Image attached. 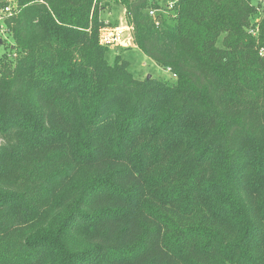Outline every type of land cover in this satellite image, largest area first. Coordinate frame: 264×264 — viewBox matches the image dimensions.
Returning a JSON list of instances; mask_svg holds the SVG:
<instances>
[{
	"label": "trees",
	"instance_id": "trees-1",
	"mask_svg": "<svg viewBox=\"0 0 264 264\" xmlns=\"http://www.w3.org/2000/svg\"><path fill=\"white\" fill-rule=\"evenodd\" d=\"M104 1L0 0V264H264L261 1Z\"/></svg>",
	"mask_w": 264,
	"mask_h": 264
},
{
	"label": "rangeland",
	"instance_id": "rangeland-1",
	"mask_svg": "<svg viewBox=\"0 0 264 264\" xmlns=\"http://www.w3.org/2000/svg\"><path fill=\"white\" fill-rule=\"evenodd\" d=\"M174 1L175 0H159L160 9L163 12L164 17L167 19L173 15V12H171V4H173ZM258 1L260 0H252L254 4ZM103 3L105 4V9L102 11L101 15L105 20V26L100 30V39L107 37L111 32L116 37L115 40L106 43L111 52L109 60H112V57L115 54L114 51H118L123 58L128 60L129 68L136 77L142 78L151 75L155 78L171 80L173 74H171L167 68L159 66L135 46L131 36V28L127 25L125 18H123V6L117 4L114 0H105ZM258 8H261L260 13L263 15L264 0L259 2ZM2 12L6 11L0 10V56L3 53L9 54L10 47L13 45V40L10 34L2 25ZM252 22H254V18H252ZM116 28L119 30H116Z\"/></svg>",
	"mask_w": 264,
	"mask_h": 264
},
{
	"label": "built area",
	"instance_id": "built-area-1",
	"mask_svg": "<svg viewBox=\"0 0 264 264\" xmlns=\"http://www.w3.org/2000/svg\"><path fill=\"white\" fill-rule=\"evenodd\" d=\"M260 1H262V0H260ZM4 11H8V7H5L4 8ZM149 14L150 15H153L154 14V10H150L149 11ZM104 39V40H103ZM103 39H100L101 40V42H103V43H108L109 41H113V40H115L116 39V37H115V35L111 32V33H109V35L107 36V37H104ZM261 51H264V49H262ZM173 76H175L174 74H173Z\"/></svg>",
	"mask_w": 264,
	"mask_h": 264
},
{
	"label": "crops",
	"instance_id": "crops-1",
	"mask_svg": "<svg viewBox=\"0 0 264 264\" xmlns=\"http://www.w3.org/2000/svg\"><path fill=\"white\" fill-rule=\"evenodd\" d=\"M123 11H124L123 18H125V10H124V8H123ZM116 30H119V29H118V28H116Z\"/></svg>",
	"mask_w": 264,
	"mask_h": 264
},
{
	"label": "water",
	"instance_id": "water-1",
	"mask_svg": "<svg viewBox=\"0 0 264 264\" xmlns=\"http://www.w3.org/2000/svg\"><path fill=\"white\" fill-rule=\"evenodd\" d=\"M150 75H147V78H149Z\"/></svg>",
	"mask_w": 264,
	"mask_h": 264
}]
</instances>
